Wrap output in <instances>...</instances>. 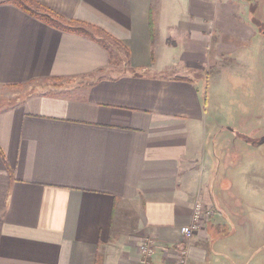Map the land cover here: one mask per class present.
Returning a JSON list of instances; mask_svg holds the SVG:
<instances>
[{
  "label": "crops",
  "instance_id": "1",
  "mask_svg": "<svg viewBox=\"0 0 264 264\" xmlns=\"http://www.w3.org/2000/svg\"><path fill=\"white\" fill-rule=\"evenodd\" d=\"M32 1L115 42L0 0V86L75 82L0 106V264H141L147 237L150 264H176L178 244L186 264H264V238L239 235L244 202L233 188L254 166L227 146L240 140L264 168V151H252L264 146V21L253 20L251 2ZM238 72L239 83L211 93L212 79ZM221 107L251 121L208 122V108ZM219 125L232 133L222 135L224 165ZM196 201L210 212L186 239Z\"/></svg>",
  "mask_w": 264,
  "mask_h": 264
},
{
  "label": "rangeland",
  "instance_id": "2",
  "mask_svg": "<svg viewBox=\"0 0 264 264\" xmlns=\"http://www.w3.org/2000/svg\"><path fill=\"white\" fill-rule=\"evenodd\" d=\"M249 6L251 7V10H252L251 13L254 16L253 20L255 21V19H258L259 22L257 25L259 26L261 24L260 20L264 21V0H251V4L249 3ZM249 12H250V9H249ZM112 56L114 59H118L123 63L125 62L126 58H125L124 52L122 51L119 53L118 52L115 53L114 51ZM210 69H213V68H210ZM210 69L207 71H210ZM242 70H245V69H242ZM246 72H247L246 74H248L249 76V73H250L249 69ZM208 73L209 72L202 73L204 81H206L207 84H209V77H207ZM238 74L239 76L237 77L231 76V75H234V73L227 74L226 76H223V74H220V78L212 79L210 81L211 93L213 91V86H218V87L220 86V90H222L221 92H226L225 91L226 85H228V88H229L230 85L233 86L234 83H239L237 81H240L241 78H240L239 72ZM253 76H254V85H256L257 78H258L257 73L254 72ZM74 84L75 82L73 81L57 82L54 80H50V81H33V82H30L29 84L17 85V86H8V87L0 86V106L5 103L14 102L20 96L25 95L34 89L38 91L53 92V91H59L60 88L62 89V87L64 86H73ZM223 85L225 86L223 87ZM205 92H206L205 100L207 99V96H210V95L211 96L209 100L213 99L212 94L210 93V91H208V89H206ZM221 98H222V95L219 94L217 101L219 102ZM223 101H224V105L227 104V102H229L226 99V96L225 98L223 97ZM230 102L232 103L233 99ZM208 110H210V108H208ZM208 110H207L208 122L210 121L214 123L216 126H217V121L219 120L231 121V124L232 125L235 124L237 128L239 127L241 128V126L243 125L247 126L248 123L251 121V117L248 119H244V118L239 119L240 115L236 111H233L232 109L225 110L223 107H221V109L217 110L214 114ZM228 118H230V120ZM254 120L256 121L257 118L254 117ZM221 126L219 125L217 127V130H218L217 137L219 138V140L216 141L215 149L219 153L218 157L221 158L223 165L226 160L225 157H227L225 153L240 151V154H242L241 156H243V162H246L247 160H249L250 162L249 166H254L251 168V171L247 173L246 176L245 175L239 176L235 180V184L233 188L236 193H241L240 199H242V201L244 202L243 215L245 216L246 220H245V223L240 226L241 228H239V231H240L239 235L241 236L243 240H247V239L249 240L251 238L254 241V243H256L258 239L262 237L264 238V168L259 166V159L257 157L252 158L253 155L248 154L244 150L243 148L245 147L244 143L241 142L240 140L238 141V139H236V141L234 142L232 140H229V142L227 143V146L229 147L230 150L228 152H226V150L222 151L221 150L223 149L222 143L224 142L223 138L232 137V133L229 128L223 129ZM224 126L232 128L230 125H224ZM222 135H223V138H222ZM211 146H212V143H211ZM261 150L264 151V146L260 148H255V150H252V151H254L256 155H260V153L262 152ZM229 165L231 168H233L232 167L233 165L231 163ZM259 241H262V239H260Z\"/></svg>",
  "mask_w": 264,
  "mask_h": 264
},
{
  "label": "trees",
  "instance_id": "3",
  "mask_svg": "<svg viewBox=\"0 0 264 264\" xmlns=\"http://www.w3.org/2000/svg\"><path fill=\"white\" fill-rule=\"evenodd\" d=\"M11 1L15 3L17 6L21 7L26 13H29L35 18L53 27H56V28L58 27L63 30L75 32L82 36L93 39L94 41L101 43L105 47H107V45L105 44L106 38L112 39V41L115 42V39H113L110 35H108L103 29L97 26H94V25H90L88 23H83L78 20H70V21L68 20L67 21L63 19L61 16H59L58 14L40 6L39 4H37L36 2L32 0H11ZM249 1L251 2V0ZM52 80H56L59 82L63 80L70 81V79H63L60 77L54 78Z\"/></svg>",
  "mask_w": 264,
  "mask_h": 264
},
{
  "label": "built area",
  "instance_id": "4",
  "mask_svg": "<svg viewBox=\"0 0 264 264\" xmlns=\"http://www.w3.org/2000/svg\"><path fill=\"white\" fill-rule=\"evenodd\" d=\"M203 204L199 201H196L193 205L192 209V217L191 221L189 224L184 225L181 227V234L186 239L192 238L194 233L199 227V222L202 218V216L208 215L210 211L208 209L203 208ZM154 241L150 237L144 238L141 243L138 246V249L140 251V256H141V264H150L151 258L154 254ZM177 248V259H176V264H186L187 263V255H188V250L187 247L183 244H178L176 245Z\"/></svg>",
  "mask_w": 264,
  "mask_h": 264
}]
</instances>
